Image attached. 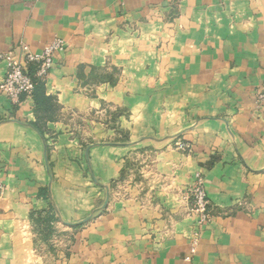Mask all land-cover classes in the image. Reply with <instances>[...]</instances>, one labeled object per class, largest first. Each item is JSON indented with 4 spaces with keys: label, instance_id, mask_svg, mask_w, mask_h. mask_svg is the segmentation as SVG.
Listing matches in <instances>:
<instances>
[{
    "label": "crops",
    "instance_id": "obj_1",
    "mask_svg": "<svg viewBox=\"0 0 264 264\" xmlns=\"http://www.w3.org/2000/svg\"><path fill=\"white\" fill-rule=\"evenodd\" d=\"M57 39L0 89V264H264V0H0L1 53Z\"/></svg>",
    "mask_w": 264,
    "mask_h": 264
},
{
    "label": "built area",
    "instance_id": "obj_2",
    "mask_svg": "<svg viewBox=\"0 0 264 264\" xmlns=\"http://www.w3.org/2000/svg\"><path fill=\"white\" fill-rule=\"evenodd\" d=\"M64 49V40L57 39L41 53H34L27 45L22 44L21 58L0 52V64L7 63V73L0 84L1 91L13 102H18L23 95L32 96L35 88L34 77L45 80L54 64L56 53ZM31 64L37 68L34 76L30 74ZM258 101H264V86ZM188 199L192 202L191 212L197 216L196 227L190 236L191 252L194 254L200 242L202 228L212 218L211 204L206 194L202 175L198 174L189 186Z\"/></svg>",
    "mask_w": 264,
    "mask_h": 264
},
{
    "label": "trees",
    "instance_id": "obj_3",
    "mask_svg": "<svg viewBox=\"0 0 264 264\" xmlns=\"http://www.w3.org/2000/svg\"><path fill=\"white\" fill-rule=\"evenodd\" d=\"M36 69L37 68L34 64L30 65V74H32V76H34ZM34 78H35V88L33 90L32 97L34 98V100L38 105H41L48 99L45 93V80L37 77Z\"/></svg>",
    "mask_w": 264,
    "mask_h": 264
},
{
    "label": "rangeland",
    "instance_id": "obj_4",
    "mask_svg": "<svg viewBox=\"0 0 264 264\" xmlns=\"http://www.w3.org/2000/svg\"><path fill=\"white\" fill-rule=\"evenodd\" d=\"M262 90H260L258 93H257V99H258V97H259V95H260V92H261ZM264 103V101H256V104H257V107H261L262 106V104ZM92 119H94V120H96V121H98V120H104L105 121V119H101V117H97V115L95 114V112H93L92 113ZM107 121H109L108 119H106ZM110 126H112V125H114L113 123L112 124H109ZM177 146L178 147H180V148H184V149H188V148H190V146L188 145V144H186V143H183V142H178L177 143Z\"/></svg>",
    "mask_w": 264,
    "mask_h": 264
}]
</instances>
